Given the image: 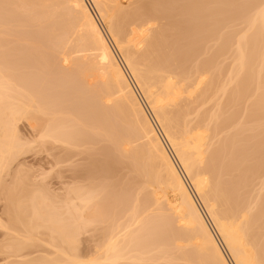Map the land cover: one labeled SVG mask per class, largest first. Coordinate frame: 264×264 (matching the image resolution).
<instances>
[{"label": "bare ground", "instance_id": "obj_1", "mask_svg": "<svg viewBox=\"0 0 264 264\" xmlns=\"http://www.w3.org/2000/svg\"><path fill=\"white\" fill-rule=\"evenodd\" d=\"M92 1L97 17L87 0H8L15 3L13 8L26 11V20L16 9L0 12L7 13L4 21L0 17V174L19 148L15 123L28 110L42 142L63 148L83 138L86 148L101 155L106 149L102 146L111 143L114 164L109 169L115 172L120 163L130 162L135 178L117 185L108 177L104 188L93 172L87 182L69 185L61 206L42 190L28 201L16 200L17 206L8 203L13 207L7 212L20 210L12 218L25 225L26 233L6 247L17 253L21 264H264V195L254 197L251 179L264 175L263 170L259 174L264 165V0H252L255 9L244 1L243 7L249 3L246 7L254 12L243 13L248 11L244 7L242 18L237 0H138L130 11L123 0ZM98 18L107 24V33ZM241 19L246 27L239 31L236 22ZM23 40L32 43L30 53H36L44 68L55 66L58 48L70 44L68 52L76 53L73 59L62 53V63L70 62L59 74L62 88L68 90L66 112L58 106L59 86L51 88V79L38 70V76L23 71L18 42ZM208 49L213 50L211 56L204 55ZM199 52L207 58L200 59ZM253 80L259 85L252 87L254 92ZM255 92L260 93L257 101L252 99ZM251 99L254 103L247 106ZM212 100L216 103L210 111ZM243 100L252 121L243 112L239 119L261 122L254 124L262 130L250 128V136L247 127H237L241 120L234 121L232 107ZM228 108L235 111L224 116ZM69 130L73 132L67 136ZM60 159L58 173L64 168ZM4 191L12 201L10 192L15 191ZM119 208L125 215L119 222L114 218L116 224L110 211ZM3 221L0 215V227L10 225V231L19 226L12 219L7 226ZM99 226L104 231L101 244L90 258L80 257L76 237L84 230L95 233ZM43 228L60 258L26 262V254L20 253ZM157 235L162 236L160 242L155 241Z\"/></svg>", "mask_w": 264, "mask_h": 264}, {"label": "rangeland", "instance_id": "obj_2", "mask_svg": "<svg viewBox=\"0 0 264 264\" xmlns=\"http://www.w3.org/2000/svg\"><path fill=\"white\" fill-rule=\"evenodd\" d=\"M244 1L245 2H251L252 0H237V11H238V14H239V16L242 14V9L244 8V7H246V6H248L249 5V3H248V5H247V3H246V6H244L243 7V5H245V3H244ZM9 2H10V0H9ZM8 2V0H6V1H4V0H0V9H2V11L0 10V12L2 13V12H7V10L10 8V10H13V11H15V9H16V11H17V14L19 13V15H20V18L22 19H25L26 20V17L24 18L23 17V15H24V9L21 7L20 9H19V7H18V5L16 6L15 5V7L16 8H13L14 7V4L15 3H13V4H11V3H9ZM89 2H90V4L92 5V8L94 9V11L93 12H95L94 14H95V16L97 17L98 15H97V7H95L94 5H95V3L93 4V1L92 0H89ZM123 2L124 3H126L125 5H124V8H126V10L127 11H130V10H132L134 7H135V5L137 4V2H138V0H123ZM241 2H243V3H241ZM252 2H254V0L252 1ZM251 2V3H252ZM256 2V1H255ZM8 3H9V5H8ZM258 3H261V2H258ZM7 4V5H6ZM253 5H250L251 7V9H255V7L256 6H254V3H252ZM13 5V6H12ZM239 5V6H238ZM241 5V6H240ZM257 5V4H256ZM260 4H258L257 6H259ZM8 7V8H7ZM18 7V8H17ZM253 7V8H252ZM249 7H246V9L248 10V11H245V10H243L244 12L243 13H245V12H249V11H251V12H249V13H253L254 12V10H251ZM22 9H23V11H22ZM245 9V8H244ZM20 11V12H19ZM253 11V12H252ZM241 14H240V13ZM25 13H26V11H25ZM4 14V13H3ZM2 14V15H3ZM7 14V13H6ZM6 14L5 15H3V16H0V17H2L3 19V21H4V16H6ZM245 14H248V13H245ZM26 16V15H25ZM19 18V19H20ZM241 18H242V15H241ZM21 19H20V21H21ZM239 19H240V17H239ZM24 20V21H25ZM243 20V21H242ZM20 21H18V24H19V22ZM98 21H99V23H100V25L102 26V28H103V30L107 33V31H108V27H107V24L103 21V20H101V19H99L98 18ZM239 20H237V22H236V25H237V23H238V26H236V27H238V28H236V29H238L239 31H241L240 29H244L245 30V27H244V25H246V23L244 22L245 20L244 19H241L239 22H238ZM22 22V21H21ZM21 22H20V24H21ZM164 21H162L161 23H163ZM243 22V23H242ZM23 23V22H22ZM103 23V24H102ZM157 24L156 23V26L158 27V26H161L162 24ZM32 24V23H31ZM17 25V24H16ZM33 25V24H32ZM153 25H155V24H153ZM19 26V25H18ZM155 26V27H156ZM4 27V26H3ZM19 27H22V26H19ZM30 27H31V25H30ZM156 27V28H157ZM244 27V28H243ZM5 28V27H4ZM129 28V27H128ZM236 29H235V31H236ZM22 30V29H21ZM129 30V29H128ZM236 31V33H239V31ZM243 31V30H242ZM225 32H226V29H225ZM241 34V32L239 33V35ZM207 35V34H206ZM204 36V35H203ZM18 37H21V34H20V36H18ZM16 38L17 40L19 39V38ZM73 38V37H72ZM21 39V38H20ZM22 40V39H21ZM72 40V39H71ZM71 40H69V43L71 42ZM18 42H20V44H21V48L20 49H22L21 51H23L22 53H23V55L24 56H22V57H24L23 58V60H24V64H23V71H26L27 72V74L28 73H31L32 75H34V74H37V75H34V76H38L39 74L41 75H43L44 74V76H48L49 78L48 79H51V88H55L56 89V86L58 87L57 88V91L59 90V91H61L60 92V96H59V99L61 100L60 101V104L58 105V106H60L59 107V109H61V107H62V111L64 110L65 112H66V109L68 110V103H67V98H66V96H67V93L68 92H66V90L67 89H63L62 88V84H60V82L62 83V81L60 80V79H62V75H60V77H59V74H62V72L63 71H61L62 69H64V67H66L67 69H69L70 68V62H69V64H68V62L67 63H65V64H63L62 62V58H65V56L63 57V54L65 55H67V59H69V58H71V57H73V55L75 56L76 55V53H69L68 51L69 50H71V48H69V47H71L70 46V44H68V46L66 45L65 46V48H58L57 50H59V51H57L56 49V53H57V61H56V63H55V66L53 65V67H52V69H50L51 68V66L49 65V67L47 68V67H45V68H47V69H45L44 67H43V65L41 64L40 65V63H39V61H37V59H38V56H36V53L34 54V53H30V51L32 50V48L33 47H31L32 46V43H30L29 41L27 42V41H18ZM26 42V43H25ZM209 43H211V42H209ZM208 43V44H209ZM22 44H24V47H23V45ZM26 44V45H25ZM29 44L31 45V46H29ZM211 44H214L213 42L211 43ZM211 44H209V46L211 45ZM219 44H220V42H219ZM205 45V44H204ZM29 46V47H28ZM203 46V45H202ZM206 46H207V44L205 45V47H204V51L208 48H206ZM212 46H214V45H212ZM211 46V47H212ZM219 46L218 44H216L215 45V48H217V47ZM64 47V46H63ZM28 48V49H27ZM215 48H214V50H215ZM25 49H27V50H25ZM63 49H64V51H66V52H63ZM66 49V50H65ZM203 49V48H202ZM211 49H213V48H211ZM218 49V48H217ZM209 50V52L207 51V52H205L206 54H204V55H206V56H209L210 55V53H212L213 52V50H211L210 51V49H208ZM21 51H20V53H21ZM26 51H27V53H26ZM32 51H34V49L32 50ZM60 51H62V52H60ZM202 52V51H201ZM201 52H199L200 54H202ZM29 53V54H28ZM63 53V54H62ZM67 53H69L70 55H68ZM209 53V54H208ZM26 54H28V55H26ZM79 54H82V53H78V55ZM199 54V55H200ZM202 54V58H200V59H206L207 57H204V55ZM198 55V54H197ZM33 56V57H32ZM59 56H62V57H59ZM77 56V55H76ZM75 56V57H76ZM211 56V55H210ZM0 57H1V55H0ZM35 57V58H34ZM37 57V58H36ZM74 57V58H75ZM200 57H201V55H200ZM32 58V59H31ZM60 58V59H59ZM196 58V57H195ZM194 58V59H195ZM71 59H73V58H71ZM197 59V58H196ZM199 59V58H198ZM199 59V60H200ZM204 59V60H205ZM30 60V61H29ZM199 60H197L198 62H199ZM221 61H222V59H220ZM26 61V62H25ZM34 61V63H32ZM36 61V62H35ZM59 61V62H58ZM70 61V60H69ZM195 61V60H194ZM0 62H2V60L0 59ZM60 62H61V64H60ZM71 62H72V60H71ZM201 62V61H200ZM227 62V61H226ZM226 62H224V64H228V63H226ZM38 63V64H37ZM194 63V62H193ZM2 64V63H1ZM36 64H37V67H36ZM39 65V66H38ZM58 65L59 66H61V67H58ZM62 65H65V66H62ZM45 66H47V65H45ZM41 67V68H40ZM56 67H58L57 69H55ZM69 67V68H68ZM26 68V69H25ZM34 68V69H33ZM36 68V69H35ZM39 68V69H38ZM42 68H44V69H42ZM59 68H60V72L58 71L59 70ZM62 68V69H61ZM65 68V71L67 70ZM224 68H225V66H224ZM35 70H38L39 71V74H38V72L36 73L35 72ZM48 70V71H47ZM52 70H53V72H52ZM22 71V72H23ZM56 71V72H55ZM223 71H225V70H223ZM223 71H222V73H223ZM50 72V73H49ZM55 72V73H54ZM24 73V72H23ZM52 73V74H51ZM25 74V73H24ZM29 75V76H32V75ZM52 76H51V75ZM223 75H224V73H223ZM33 76V77H34ZM57 77V78H56ZM55 78V79H54ZM254 80H256V79H254ZM254 80L252 81V83L251 84H253V85H250L251 86V90L254 88L255 89V87L257 88V86H259L257 83H256V81H255V83H253L254 82ZM55 81V82H54ZM55 84V85H54ZM52 85H54V86H52ZM250 86H249V88H250ZM253 87V88H252ZM254 89H253V92H254ZM63 90V91H62ZM68 91V90H67ZM249 91V93L251 92L250 91V89L248 90ZM256 91V90H255ZM263 91V90H262ZM262 91H259L260 93L262 92ZM252 92V94H254ZM257 92V91H256ZM256 92H255V94H256ZM260 93H258V94H256V95H254L253 97H252V99L253 98H255L254 100L255 101H257V97L256 96H259V94ZM251 94V93H250ZM249 94V95H250ZM262 94V93H261ZM250 97V98H251ZM250 100V101H245V100H243L242 102L244 103H240V104H238L237 106H233L232 108H235L236 109V114L238 115H236L235 114V120L234 121H236V120H238L239 118H240V116H243V113H244V115L245 116H247L251 111L249 110V113L246 111V108H247V106L249 105V106H251L250 105V103H254V102H252L253 100ZM248 100V99H247ZM214 101V102H213ZM75 102H76V99H75ZM246 102H247V106H246ZM64 103V104H63ZM214 103H216V100H212L211 102H210V105H209V108H207V105H205L206 107L204 108V109H206L207 108V110H210L211 111V107H213V105L212 104H214ZM66 104V105H65ZM53 105H55L53 102H52V104H50V106L52 107ZM243 105V106H242ZM242 106V107H241ZM231 107V106H230ZM237 107H240V108H237ZM242 108H244L243 110L244 111H246V112H244V111H241L242 110ZM250 108V107H249ZM252 108V107H251ZM32 109V108H31ZM229 109V108H228ZM226 110L225 112H227V114L225 113L224 114V116H226V115H228V112H232V110L233 111H235V109H229V110ZM239 109V110H238ZM30 110V109H29ZM33 110V109H32ZM148 110V109H147ZM238 111V112H237ZM241 112H243L241 115H239ZM29 113V114H28ZM31 113V114H30ZM245 113H248V114H245ZM33 116V111H31V112H28V110H27V113H26V117H24V119L22 118V119H20V121H18L17 122V124L15 123V125H17V129H18V132H19V135H20V138H21V142H20V145H19V148L17 147V149L18 150H16L17 152L14 154V156L13 157H10V160H8L7 162H8V164L6 165L5 164V168L2 170L3 172H1V174H0V180L2 179L3 180V184H4V186H5V188H1L2 189V191L0 192V215H1V217H2V220H4L3 221V223H5L4 225H6V223L8 222V220L10 219H12V221H14L15 219H13L14 218V215H15V213L17 214V212H18V210L19 209H17V207L15 208L16 210H17V212L14 210H12L11 211V209L9 210V212H10V214H9V212H7V210H8V206H11V204H9V205H7L8 203H13V205H15L16 204V200L18 201V199H21V200H27L28 201V197H30V195H32L33 193L34 194H36V195H39V194H37V193H39L38 192V190H42V191H44L45 192V194L46 195H50V196H52V198L53 199H55L56 201H57V204H59L60 206L61 205H63L64 204V202L66 201V199H67V190H68V187H69V185H71L72 183H74V182H83V181H85L86 180V182L89 180L88 179V177H89V175H90V173H93V174H95V172L97 173L96 174V181L95 182H97V184H99V186H102V184H103V182H108V181H110V180H108V179H110V178H113V181L117 184V185H119L120 183L121 184H127V183H129V180L130 179H134L135 178V175H134V173H136L135 171H132V169H131V167H132V164H131V166H130V162H127V161H124V162H122V163H120V165L119 166H117L116 167V169H118V170H116L115 169V172H113L112 170L113 169H109V167H110V165H112V163L114 164V162H113V160H114V158L112 159L111 157H113V146H112V144L111 143H108V144H104L105 146H102V148L103 149H105L104 151H102V155L99 153V151H98V153H95L93 150V148L92 147H90V148H86L87 146V144H85V143H83V138H82V140H80V142L79 141H77L76 142V145H75V143H73L72 145H74V146H72V145H69V144H66L67 146H64L63 145V148H60L61 147V145H56V144H53L51 141H46V142H42L40 139H39V129H37V128H34L33 127V122L31 121L32 120V117L30 118V116ZM28 116V117H27ZM236 116H237V118H236ZM250 118H251V116H250V114L248 115ZM255 115H253V117H254ZM244 117V116H243ZM249 117L248 118H244L245 120L242 122V120L243 119H239L238 121H240L239 123L240 124H238V125H240V126H237V124H236V126L239 128V127H242V128H246V132L245 133H251V130H250V128H252L253 129V131H254V129L256 128V126H257V124L255 125L254 123L255 122H257V120L255 121L254 119V122H250V123H248L249 121H252V118H251V120H249ZM242 118V117H241ZM29 119V120H28ZM247 120H249V121H247ZM237 121V122H238ZM246 121V123L247 124H245L244 122ZM154 122V121H153ZM235 123V122H234ZM258 123V122H257ZM261 123V122H260ZM260 123H258L259 125H260ZM244 124L246 125V126H244ZM263 124V123H262ZM234 125L235 124H233L232 126L234 127ZM155 126H156V123H155ZM231 126V127H232ZM255 126V127H254ZM261 127L263 128L264 127V125H261ZM261 127H259V126H257V128H259V130H262V128ZM236 128V127H235ZM248 128H249V130H248ZM228 129V128H227ZM243 130V129H242ZM248 130V131H247ZM0 131H1V129H0ZM225 131H227V130H225ZM233 131H235V129L233 128V129H228V133H231V132H233ZM245 131V130H244ZM243 131V132H244ZM252 131V132H253ZM73 132V130H69L68 132H67V136H69L71 133ZM255 132H256V129H255ZM0 133H2V131L0 132ZM228 133H224V134H228ZM234 133V132H233ZM224 134H223V136H224ZM252 134H254V133H252ZM256 134V133H255ZM258 134H259V132H258ZM262 134V133H261ZM222 135V134H221ZM249 136L251 135V134H248ZM248 135H247V137H248ZM220 137H222V136H220ZM263 137V136H262ZM250 138H252V137H250ZM253 139H255V138H253ZM257 140V139H256ZM256 140H254V142L256 141ZM86 141V140H85ZM84 141V142H85ZM83 143V144H82ZM137 143V142H136ZM136 143H134V145H136ZM249 143H250V141H249ZM111 144V145H110ZM252 143H250L249 145H251ZM109 145V146H108ZM90 146V145H89ZM88 146V147H89ZM111 147H112V149H111ZM93 150H92V149ZM110 149H111V152H109L110 151ZM96 150V149H95ZM105 151H108V152H106L105 153ZM93 152V153H92ZM101 152V151H100ZM108 153V154H107ZM105 154H107L106 156H105ZM111 154V157L109 156ZM106 158H105V157ZM107 157H108V159H107ZM58 158L60 159V158H62V159H60L61 161H62V170H61V174L60 173H58L59 171H60V168H58V169H56V167H55V165L57 164L56 163V161L58 160ZM103 158V159H102ZM57 159V160H56ZM129 161V160H128ZM58 162V161H57ZM264 164V163H263ZM58 167V166H57ZM120 167V168H119ZM111 168H113V166L111 167ZM263 168V169H262ZM262 168H261V170H259V174H262V173H264V165L262 166ZM110 170V171H109ZM134 170V169H133ZM262 170H263V172H262ZM132 172H134V173H132ZM260 172H262V173H260ZM104 173V174H103ZM106 173V174H105ZM110 175H109V174ZM115 176H114V175ZM133 176H132V175ZM132 176V177H131ZM257 176H258V173H257ZM260 176V175H259ZM258 176V177H259ZM79 177V178H78ZM109 177V178H108ZM257 177V179H256V175H255V178L253 179V178H251L253 181V187H252V182H251V187H252V191H253V195H254V197L255 196H257L258 194H262V195H264V188L261 186V182H264L263 180H264V175L262 174V177L260 176V178H258ZM83 178V179H82ZM86 178V179H85ZM100 178V179H99ZM106 178H108L107 179V181H105V179ZM114 178H116V179H114ZM117 179H119V180H117ZM77 180V181H76ZM112 180V179H111ZM121 180V181H120ZM120 182V183H119ZM123 182V183H122ZM127 182V183H126ZM119 183V184H118ZM76 184H79V183H76ZM81 184V183H80ZM83 184V183H82ZM87 184V183H86ZM101 184V185H100ZM120 184V185H121ZM73 185V184H72ZM71 185V186H72ZM85 185V184H84ZM105 183L103 184V187L105 188ZM264 185V184H263ZM12 188L13 189V192L14 193H12V192H10L11 193V195L12 194H14V196H13V198L11 199L12 201H8L7 200V198H9V197H11L10 195H9V197H7L8 196V192H6V191H4V189H10V188ZM103 187H101L102 188V190H104L103 189ZM262 187V188H261ZM17 189V190H14V189ZM101 188H99V189H101ZM69 189H70V187H69ZM107 189V188H106ZM150 189V188H149ZM148 189V191H151V190H149ZM69 191V190H68ZM35 192H37V193H35ZM145 192H147L146 190H144V193ZM40 194H44L43 192H40ZM104 194V193H103ZM103 194H101V198H102V196H103ZM261 195V196H262ZM10 199V198H9ZM20 201V200H19ZM24 201H22V203H23ZM24 204H27V203H24ZM18 205V202H17V204H16V206ZM27 206H29L28 204H27ZM7 207V208H6ZM11 207H13V206H11ZM10 207V208H11ZM15 207V206H14ZM24 207H26V206H24ZM24 207H22L23 209H24ZM30 207V206H29ZM29 207H26V210H27V208H29ZM154 208V207H153ZM23 209H21V210H23ZM28 210H30V209H28ZM125 210V209H124ZM124 210H122L121 211V209L119 208L118 209V211L116 210L115 212H114V210H113V212H114V214L112 213V210L110 211V213L112 214L111 216H113V219L112 220H114V218H115V220L117 221L118 220V222L120 221V218L122 219V218H124V215H125V213H124ZM154 210V209H153ZM20 211V210H19ZM28 212V211H27ZM126 212V211H125ZM23 213H21V215H22ZM13 217V218H12ZM22 217V216H21ZM16 218V217H15ZM23 218V217H22ZM21 220V219H20ZM24 220V219H23ZM25 220H26V218H25ZM115 220L113 221V222H115ZM123 220V219H122ZM121 220V221H122ZM12 221L10 222L11 224H12ZM15 223L17 222V220L16 221H14ZM13 222V223H14ZM20 223H22V222H18V223H16V225H19V226H15L14 227V229L16 230V229H18L17 231H19L20 232V234H18V233H16L15 232V230H12V231H10L11 229H10V225L7 227V228H9V229H4L3 228V226H2V228L0 227V264H16V262L18 261V263L20 262V259L21 258H19L18 256H17V253L16 252H14L13 251V249L12 250H10V249H8L6 246H8V244H10V243H14V244H16V242L18 243L20 240H22V237H23V234H25L26 233V231H25V225L22 223V225L20 224ZM116 223V222H115ZM9 224V223H8ZM7 224V225H8ZM117 224V223H116ZM6 225V226H7ZM12 226V225H11ZM14 226V225H13ZM24 228H23V227ZM101 226H99L97 229H99ZM103 228V227H102ZM101 228V229H102ZM8 230V231H7ZM104 230V229H103ZM41 232H40V234H38V235H36L35 237H34V239H33V243H32V245L31 244H29L28 246H26L25 247V249H23V251H22V253H20V254H26V262H29V261H35V260H40V261H43V262H50L52 259L53 260H55V259H59L60 258V255H56L55 256V254H56V249L52 246V245H50V242H52V240H51V237H50V234H49V232H48V230L45 228H43V229H41L40 230ZM84 231H86V232H84ZM83 232L82 231H80V233H79V235L80 236H78V237H76V239L78 240V244H76L77 245V251L79 252V256L80 257H84L85 256V258L84 259H86V257H87V259L88 258H90L91 256L90 255H92V254H94V248H96L95 246H97V244L99 245V244H101V243H99L100 242V239H102V235H103V233L102 232H104V231H102V230H96V231H94L95 233H93V231L92 232H88L87 230H84ZM91 231V230H90ZM25 232V233H24ZM22 235V236H21ZM160 236V235H159ZM159 236L157 235L156 237H155V241H157V242H160V241H158V239H161L162 238V236L159 238ZM77 240H76V242H77ZM162 240V239H161ZM57 242L59 241L58 239L56 240ZM148 241H150V240H148ZM102 242V241H101ZM145 242H147V240L145 241ZM162 242V241H161ZM180 243H178V242H176L177 244H181V243H183V242H181V241H179ZM56 243V242H55ZM169 243H171V242H169ZM56 244H60V242L59 243H56ZM148 244H149V242H147V244L145 243V250H146V247H148ZM173 244H175V243H173ZM173 246H176V244L175 245H172V250H175L174 248H173ZM79 247V248H78ZM151 248V247H150ZM148 249H149V247H148ZM224 249V248H223ZM96 251V250H95ZM224 251H225V249H224ZM91 252H92V254H91ZM171 252H173V251H171ZM16 254V255H15ZM19 253H18V255H20ZM90 254V255H89ZM172 255L173 254H175L176 256H178L177 255V253H176V251H175V253L173 252V253H171ZM51 255V258H49V256ZM90 257H89V256ZM174 257V259H176V257L175 256H173ZM48 258V259H47ZM179 258V257H178ZM25 260V259H24ZM177 260H180V259H177ZM230 261V260H229ZM21 262H23V261H21ZM21 262H20V264H21ZM52 262V261H51ZM183 262V263H182ZM231 262V261H230ZM17 263V264H18ZM172 263H175V264H184L185 262L182 260V261H175L174 260V262H172ZM23 264V263H22ZM48 264V263H47ZM149 264V263H148ZM231 264H232V262H231Z\"/></svg>", "mask_w": 264, "mask_h": 264}, {"label": "built area", "instance_id": "obj_3", "mask_svg": "<svg viewBox=\"0 0 264 264\" xmlns=\"http://www.w3.org/2000/svg\"><path fill=\"white\" fill-rule=\"evenodd\" d=\"M88 1V3L90 4V2H89V0H87ZM90 6H91V4H90ZM93 9V8H92Z\"/></svg>", "mask_w": 264, "mask_h": 264}]
</instances>
